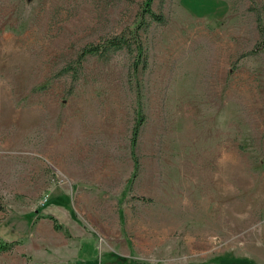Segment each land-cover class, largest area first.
<instances>
[{"label":"rangeland","instance_id":"1","mask_svg":"<svg viewBox=\"0 0 264 264\" xmlns=\"http://www.w3.org/2000/svg\"><path fill=\"white\" fill-rule=\"evenodd\" d=\"M144 2L0 0V264H264V0Z\"/></svg>","mask_w":264,"mask_h":264},{"label":"trees","instance_id":"2","mask_svg":"<svg viewBox=\"0 0 264 264\" xmlns=\"http://www.w3.org/2000/svg\"><path fill=\"white\" fill-rule=\"evenodd\" d=\"M151 0H145L144 2V8H143V16L148 15L151 19L163 22L164 18L161 14L156 13L150 6ZM127 48L128 50L131 49V44L126 42L123 38H117V36L112 37L108 40V43L106 44H95V43H89L85 45L82 50L80 51L79 57L80 59L83 58L87 54H95V55H103L106 50L111 49H119V48ZM137 56H140L142 54L141 46H138L137 48ZM139 123V122H138ZM138 127L139 124H135L134 128L132 129V145L135 144V141L138 137ZM135 165L137 163L134 162ZM142 200H147V198L140 197ZM46 218L50 219L52 221V226L55 230H61L63 229L66 231V228H64L54 217L52 214H46ZM16 245V242L14 240H6L0 237V253L9 252L13 249V247Z\"/></svg>","mask_w":264,"mask_h":264}]
</instances>
